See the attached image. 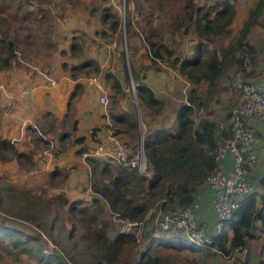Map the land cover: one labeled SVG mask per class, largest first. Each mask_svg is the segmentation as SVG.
I'll list each match as a JSON object with an SVG mask.
<instances>
[{"label": "trees", "instance_id": "1", "mask_svg": "<svg viewBox=\"0 0 264 264\" xmlns=\"http://www.w3.org/2000/svg\"><path fill=\"white\" fill-rule=\"evenodd\" d=\"M4 1L6 8H0V70L11 69L21 53L22 58L27 59V46L40 42L32 36L19 39L18 33L10 32L7 28L9 18H18L22 23L25 21L29 27V21L40 20L41 24L43 17L48 21L50 14L42 6L45 1H40L42 4L36 9L29 6L32 5L30 0L25 2L26 5L21 1L15 4L17 13L12 10V0ZM145 1L128 0L124 17L107 0H100L103 4L98 5L91 1L90 8H86L90 15H99L100 36L117 34L116 43L125 42L130 56L135 52L133 40L136 37L145 44L151 62L141 63L139 69L131 67L138 88L139 106L145 117L147 114H159L164 108L165 98L156 96L144 81L141 70L160 71L165 66L176 69L191 85L188 100L193 104H202L199 85L205 86L207 97L211 99L218 90L220 79L231 66L240 67L246 54L252 58L255 67V48L246 38L251 27L258 23L263 4L252 11L241 30L233 35L231 24L237 12L233 0H210L205 3L181 0L182 6L170 12L164 26L154 23L152 9L147 7ZM57 18L60 19L59 16ZM46 30L41 41L48 50L54 49L56 43L52 41V32L50 28ZM184 36L196 39L191 53H188L189 50L183 53L177 44L178 38ZM226 38H229V42L225 41ZM88 40L90 35L87 31H74L70 45L72 53L81 56L86 52ZM23 45L25 47L22 49ZM120 52L125 62L127 52L124 49ZM39 53L35 52L33 59L40 56ZM66 67L75 78L81 72L91 74L101 71L99 61L87 53L78 63ZM104 73L112 92L109 104L113 125H122L116 128V133L128 131L136 141L140 132L136 106L132 103V109H125L122 105L121 111L115 110L120 102L119 97L125 95V87L114 71L107 69ZM77 94L78 90L74 89L69 105H72ZM193 104L178 105L172 128L146 130L144 152L150 174L140 173L137 168L108 158L89 157L90 187L94 192L90 200L71 199L64 190L54 195H49L46 189L35 193L30 188H21L0 177V260L5 255L20 260L21 254H26L33 255L43 264H211L209 258L216 251L196 246L181 236L151 238L150 243L136 253V236L133 232L117 231L115 237L110 235L112 222L103 204L105 200L111 212L132 221L144 220L149 211L158 206H193L198 188L205 184L219 165L216 153L220 143L231 135V124H223L222 127L219 122L205 117L196 122ZM83 140V136L78 138V141ZM84 149L86 147L79 154ZM10 151L25 158V154L15 149L10 139L0 133V160H8ZM53 173L64 176L59 169ZM260 184L263 191L258 197L251 193L241 199L240 206L224 222L222 230L213 236L212 246L220 252L230 254L247 247L250 239L257 237L256 222H259L260 231L264 233V176ZM17 220L31 225L29 227L35 231L19 227ZM49 242L53 245L50 246ZM153 243L163 247V250H154ZM49 247L55 253L47 256L45 250ZM126 247L130 248L131 254L124 259ZM258 263L264 264V259Z\"/></svg>", "mask_w": 264, "mask_h": 264}, {"label": "crops", "instance_id": "2", "mask_svg": "<svg viewBox=\"0 0 264 264\" xmlns=\"http://www.w3.org/2000/svg\"><path fill=\"white\" fill-rule=\"evenodd\" d=\"M239 1L248 3L244 10L237 7L233 23L238 18L240 22L239 28H242L252 11L260 4H263L261 12L258 14V23H255L251 27L246 41L255 48L254 57L256 60L255 70L249 75L248 79L264 86V0ZM90 2L91 0L86 4V6H89L87 8H90ZM71 11L70 9L66 10L68 16L65 17L66 23L62 22L63 28H67L66 26H70L71 28L76 26L74 21L77 18L73 19L69 16V12ZM89 16H92V22L97 28L94 31L95 33H91L93 35L92 39L86 42L85 47L88 50L89 46L91 55L99 61L101 65L99 73L91 75L80 74L75 78L72 76L69 67H66V65H70L68 62L72 59L63 55L69 56V54H72L70 45L74 30L70 34L66 33L65 39L56 33H52V41L56 43L54 49L46 50L44 48L40 49V47L36 51L40 52V57L42 55L43 58H46L42 64L29 62V69L19 70L12 68L11 70H2L3 72L0 73L3 79L0 85L3 90L0 92V133L8 139L13 137L20 139L18 142L19 149L21 153L25 154L28 146H20V144L29 142L30 145H33L35 143L33 140L36 141V138H39L35 129L31 127V124H35L47 136L45 137L46 139L40 138L39 140L55 149L53 151L54 149L52 150V148L39 149L35 147L33 150L35 153H33L32 159H36L35 163L38 166L35 169L37 173L33 176L36 178L35 180L43 184L46 180L62 179L61 183L65 187L68 197L71 199L84 198L87 200H90L94 196V192L91 189H89L90 191L86 190L90 186L91 168L89 163L80 157L79 153L81 149L86 146H92L96 141L106 142L112 137L120 141L123 140L130 147L137 143L139 139L138 137L136 141H133L132 135L128 131L116 133L117 127L110 121L112 117L108 112V108L100 101L101 95L106 94L109 96L108 91L109 94L111 92L110 82L107 80L104 72L107 68L112 67V61H109V57L115 52L113 50V53H111L106 46H100L97 43L100 37L94 34H99L98 30L101 28V20L98 14L90 15L88 11L87 17ZM67 21L70 22L67 24ZM80 22L83 24V20H80ZM84 30L87 31L86 29ZM91 34L89 33L90 37ZM134 41L136 40L134 39ZM96 46L102 49L98 50ZM138 51L139 48L135 46L133 59L136 58L137 64L134 67H137L141 63L149 64L151 59L147 55L146 47H142L140 51L141 55L138 54ZM142 52L146 56H143ZM74 56L80 57V55ZM231 67L220 79L218 93L216 94L220 99L214 101L213 104V109L220 114V117L209 118L224 125L230 124L229 108L241 96L236 92H231L228 88V80L230 79L231 71L234 69ZM112 68L111 70H113ZM117 68L115 73L120 77L123 72L121 70L122 67L120 69L117 66ZM140 73L157 97H164L167 91H173L172 88L174 86L175 88L179 87L180 91H182L184 82L185 84L187 83L185 76L180 74L176 69L173 70L166 66L163 68V71L148 69L141 70ZM21 89H27L28 93L22 94ZM74 89L78 90V94L75 96L72 105H69V99ZM129 104V100L122 101L125 109H128ZM164 109L166 112H170L167 104L164 105ZM170 119L171 122L165 121L164 125L170 126L175 124L176 112L175 117L171 116ZM249 123L261 134V138L255 147L260 157V162L250 173L253 187L252 194H257L258 197L263 191L260 179L264 176V120L257 116H252L249 119ZM156 125L157 123L154 124V128L159 127ZM81 136L84 137V140L78 141V138ZM232 161L233 157L229 154L223 165L226 171L231 170ZM56 169H59L64 176L58 173L51 174ZM214 196L215 191L211 186L203 184L195 193L193 203L198 221L205 224L210 232H214L217 227L216 214L213 208ZM103 204L107 214L110 215L112 212L109 209L108 203L104 200ZM149 218L148 223L142 229V244L147 243L151 238L160 236L167 238L181 236L187 239L184 229L174 230L175 232H170V236H168V234H163L154 225L152 217ZM256 225L258 226L256 230L257 237L253 239H261L264 233L260 231L259 222H256ZM246 249L247 247L238 251V253L242 254ZM52 253H55L54 249ZM24 256L28 258V255H22L21 259L17 260L10 255H5L0 260V264H7V262L3 261L5 258L9 259V264H42L34 256L29 259V262H20Z\"/></svg>", "mask_w": 264, "mask_h": 264}, {"label": "rangeland", "instance_id": "3", "mask_svg": "<svg viewBox=\"0 0 264 264\" xmlns=\"http://www.w3.org/2000/svg\"><path fill=\"white\" fill-rule=\"evenodd\" d=\"M21 1L23 4L26 5L25 2L27 0H12V2H11V4H14L12 10H14V11L16 10V13L18 10H17V6H15V4L17 5ZM30 1H31L32 5H29V6L32 9H36V7L39 4H42L40 1H45L44 4H42V6L44 8H47L46 11H49L50 14L48 13L49 14L48 21L43 17V21H41L42 22L41 24L39 22L40 20H38V22H36L35 20L31 21V22L29 21V25H30L29 27L26 26L25 21H23V23H22V22H20V20L18 18L13 19V20H11V18H9L10 20L8 22L9 25L7 28L9 29L10 32L12 31L13 33H18L19 39L32 36L34 39L40 40L38 45H36L37 43H35L33 45L27 46L26 52L28 53V58L23 59L22 53L19 54L20 57L17 58L16 60H14V65L11 67V69L15 68V69H19V70L20 69L25 70V69L30 68V66L28 65L30 63L42 64L44 62L43 60H45L46 58H43L42 55H41V57L38 56L35 59H33V55L37 51L36 48H38L40 46V44L41 45L43 44L42 43L43 41H41V40H43L45 37L44 32L47 31L46 29L50 28L52 33H56L58 36L62 37L63 39H65L66 33L70 34L72 32V30L76 31V30L86 29L88 31V33H90V34L95 33L94 31L97 27H95L93 22H92V16L87 17L88 11L86 10V8L89 6H86V4L89 3V0H30ZM91 1H93L94 4H97V3L103 4V2H99L100 0H91ZM197 1H198V3H205L206 1H210V0H197ZM233 1L235 2V5L238 8H240L241 10H244L248 4L246 2H240L239 0H233ZM47 2H49V3H47ZM4 3H5L4 0H0V8H2V9L6 8ZM104 3H106V1H104ZM107 3L115 5L119 9V11L122 15L121 17H124L125 6L128 7V0H107ZM145 3L147 5V7L152 9L154 23L156 25H162V26L165 25L166 18L170 14V12L177 11L178 8L182 6L181 0H150V1L147 0V2L145 1ZM130 7H131V4H130ZM160 7H162V9H160ZM68 9L72 10L71 12H69V16H71L73 19L77 18L76 21H74L76 26H74L73 28H71L70 26H66L67 28H63V25H62V22L66 23L65 17L68 16V14H66V10H68ZM61 13H62V15H61ZM57 16H59L60 19H58ZM8 17H10V16H8ZM56 19H58V20H56ZM60 20H61V22H60ZM80 20H83V24L80 22ZM69 22L70 21H67V24ZM48 23H49V25H48ZM239 26H240V22L237 18V21H235L234 23L232 22V24H231L233 35H237V33L241 30V28H239ZM82 28H84V29H82ZM94 35L100 37L98 42H97L100 46H106L107 49L109 51H111V53H113V50L115 52V53L111 54V57H109L110 58L109 61H112V67L113 68L110 67L107 69L112 68L113 69L112 71L115 72L117 66L120 67V69L122 67L121 70L123 72L120 76V79L122 80V83L124 84V87H125V89H124L125 95L123 97H119V99H120V102L118 103L119 106L116 105L117 108H115V110H117L119 112V111H121L120 109H123L122 108V101H124V100H129L130 104L134 103L136 106L140 132H139V139H138L136 145L133 147L131 146V148H135V147L139 146V144L142 141L144 142V139L146 136V130H148V128H150L151 126L154 128L155 123H157L156 126H159L157 128H160V127L172 128L174 126V124L167 126V125H164V122L165 121L171 122L170 117L171 116H173V118L175 117V112H176V108L178 107V105H180L182 103H188V102L191 104L194 103L191 100H188L189 99L188 98L189 91L191 90V88H190L191 85L189 84V82L187 81L186 84L184 82V84L182 86L183 92L180 91L179 87L175 88V86H174V88H172L173 91L169 90V91H167V93H165L166 95L164 97H160V98H165L164 103L167 104V107L169 108L170 112H166V110L163 108L159 114L151 115V116L149 114H147L148 116L145 117L146 116L145 113L142 112V108L139 106V99H138V95H137L138 94V88L134 82V79H133L132 73H131V67H134V65L137 64L136 58L133 59V56L129 55L125 42H123L122 44L116 43V40L118 39L117 34H109V35H107V37L106 36L101 37L99 34L98 35L94 34ZM92 36L93 35L91 34L90 39H92ZM135 40L136 41L133 40L134 45L139 48L138 54L141 55L140 51H141L142 47L143 46L146 47V46L143 43V41L141 39H139L138 37H136ZM178 40H179V43H177V44L182 49V52L185 53L186 51L189 50L188 53H191V50L193 49V44L196 42V39L193 40V38H191V37L184 36L182 38H178ZM225 41L229 42V38H226ZM42 46L43 47H41L40 49L44 48V49L48 50V48L45 47V44H43ZM24 47H25L24 45L21 46L22 49ZM96 48L98 50L102 49V48H99L97 46H96ZM121 49H124L127 52L125 54V57H124L125 62L123 61L122 56H121V52H120ZM90 50L91 49L88 46V50H85L86 52H83V54L80 57L74 56V55H76L74 53L69 54V56L68 55H63V56L64 57L66 56L67 58L70 57L72 60H70L68 63L70 65H72V64L78 63L79 60L83 57L84 53L91 55ZM21 52H22V50H21ZM42 52H43V50H42ZM142 53H143L142 54L143 56H146V54H144V52H142ZM134 61H135V63H134ZM136 68L139 69L140 65H138ZM231 68H234V69L231 71L230 78L234 74V72L239 68V66L237 65V67H236V65H234ZM171 69H173V68H171ZM254 69L255 68H253V70L251 72H249L244 77L245 83L254 82V81L248 79L249 75L254 72ZM1 72H3V71L0 70V73ZM93 73H95V72H93ZM93 73H91V74H93ZM80 74L89 75L86 72H81V73H79V75ZM168 75H169V73H168ZM1 77L2 76L0 75V85H1V81L3 80ZM127 77H129V78H127ZM228 85H229L228 88L230 89L231 92H233V93L236 92V93H238V95L239 94L241 95L240 97H238L237 101L234 104H232L231 107L229 108L230 124H232L233 119H234V112L236 111V109H238V107L241 104H243L246 101V94L243 90L242 91H236V89L232 86L230 79L228 80ZM176 86H178V85H176ZM2 87H3V85H2ZM165 89H167V88H165ZM198 90H199V94L202 97V102H201L202 104H193V107H194L193 117H194L195 121L198 122L201 115H205V117H207V118H214V117L216 118L218 116L220 117V114L215 109H213L214 101H216L217 99H220L219 96L216 95L218 93V91H216V93H215L216 96L214 95L211 99H209V97H207V94H206L205 86H203L202 84L199 85ZM2 91L3 90L0 87V92H2ZM22 94H24V93H22ZM111 94H112V92H110V94H109V91H108V95H109L108 99L109 100H108V103L106 104V106L108 108L109 114H111L110 104H109L112 101L111 100L112 99ZM130 104L128 106V109H132ZM135 106H134V108H135ZM113 110L114 109H112V111ZM142 114H143V116H142ZM146 119H147V121H146ZM218 120H219V118H218ZM110 121L113 123V119H110ZM220 121H222V120H220ZM174 122H175V120H174ZM150 124H151V126H150ZM31 125H33V124H31ZM31 127L33 128V126H31ZM116 127H122V125L117 124ZM35 131H36V129H35ZM258 135L261 138V134L258 133ZM19 140L20 139H17L16 137L10 138V142L13 144L14 148L17 149L18 151H20L19 144H18ZM26 140H23V141H26ZM38 140H39V138L38 139L36 138V141L33 140L35 142V143H33V145H30L29 142H24V143L20 144V146H25V145L28 146V148H26V151H25V158H30V159H25V158L23 159L21 156L13 154L10 151V152H8V156H9L8 160H0V177H1V179H3L4 181L12 182L21 188H28V189L30 188L35 193H40L44 189L47 190V193L49 195H54L61 190L66 191L65 187L62 186V183H61L62 179H55V180H49V181L46 180V182H44L42 184V183H38V181L35 180L36 178L33 177L34 175H36L37 172L35 171V169L38 167L35 163L36 159H32V155H33V153H35V152H33V150L35 149V147H38L39 149L52 148V147H49V145L46 144L45 142L40 141V140L38 141ZM95 140H97V139H95ZM98 143H102V141L101 142L96 141L92 145H95ZM29 146H31V147H29ZM87 147H90V146H86V148ZM53 149H54V147L52 148V150ZM53 151H55V149ZM80 157H81V154H80ZM258 157H259V155H258ZM259 160H260V157H259ZM259 160H258V163L260 162ZM86 162H88V161L86 160ZM258 163L256 165H258ZM256 165H255V167H256ZM252 170H251V172H252ZM205 184L208 185L207 181L205 182ZM89 188H90V186L86 190H89ZM91 191H92V189H91ZM0 214H1V211H0ZM109 218L111 219V222H112V227H111L112 230L110 231V235L112 237H115L116 232L121 231L122 224L118 220L114 219L111 216V213L109 215ZM149 219L150 218H148L146 216V218L144 220V225H146L148 223ZM17 222H18V220H17ZM18 225H19V227H22L23 229H26V230L30 229L29 230L30 232L35 231V229L30 228L29 226H31V225L27 224L26 222H18ZM137 230H138L137 228H132V230H131L137 234L136 235V249H134V251L136 253H137V250L140 251L141 249H144L150 243V241H149L145 244L144 243L142 244L143 239L140 237L139 232ZM162 233L168 234V236H170V234H169L170 232H166V233L162 232ZM141 235H142V233H141ZM49 244H50V246H52L51 242H49ZM45 246H47V244ZM152 248L154 250L157 249L158 251L163 250V247L158 246L156 243H153ZM45 253L47 254V256H50V254H52L50 247L48 249L46 248ZM130 254H131L130 248L126 247L124 254H123V258L127 259V257L130 256ZM23 255H26V254H23ZM21 256H22V254H21ZM32 256L33 255H28V258H26L27 256L26 257L24 256L20 262H22V263L26 262V261L29 262V259ZM262 259H264V235L261 237V239H259V238L258 239H251L247 245V249L242 254H239L238 251H234L230 254H225V253L216 251V254H213L212 257L209 258V263H211V264H237L239 262L240 264H259L258 262H260ZM3 261H5V262H7V264H9L8 258H5ZM40 263H42V262H40Z\"/></svg>", "mask_w": 264, "mask_h": 264}, {"label": "built area", "instance_id": "4", "mask_svg": "<svg viewBox=\"0 0 264 264\" xmlns=\"http://www.w3.org/2000/svg\"><path fill=\"white\" fill-rule=\"evenodd\" d=\"M253 68L252 58L246 54L243 57V64L230 78L232 86L236 91L243 90L245 92L246 101L234 112V119L231 124V135L228 139L220 143L216 153V159L219 165L206 180L208 185L215 191L213 198V208L217 220L215 231L210 232L205 224L198 221L193 206L168 204L165 207H155L147 214V217L149 218L151 216L154 225L162 232L166 233L184 229L187 239L194 245L220 252L216 247L212 246L213 236L222 230L224 222L240 206L241 199L252 193L253 187L250 172L259 160L255 147L260 140V136L250 125L249 119L252 116H257L264 120V86L256 82H244V77ZM21 92L26 94L28 90L21 89ZM108 100L106 94L100 96L101 103L106 105ZM204 117L205 115H201L200 119ZM32 126L33 129H36L39 137H47L35 124ZM220 126L224 127L223 124H220ZM229 154L232 155L233 161L231 170L226 171L223 165ZM91 156L108 158L120 162L125 166L137 168L140 173L150 174L143 141L136 149H130L123 141L112 137L105 143L102 142L87 147L81 153V158L84 161ZM111 214L114 219L122 224V232L134 233V231H131L132 228H137L141 237L145 219L132 221L121 218L118 213L112 212ZM134 234L135 236L137 235L136 233ZM51 245L53 244L51 243ZM237 264L240 263L238 262Z\"/></svg>", "mask_w": 264, "mask_h": 264}]
</instances>
